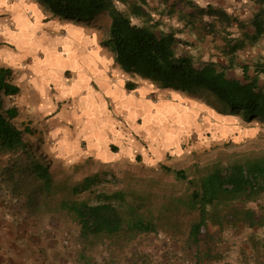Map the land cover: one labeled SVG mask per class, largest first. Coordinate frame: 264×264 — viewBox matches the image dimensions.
Masks as SVG:
<instances>
[{
  "label": "crops",
  "instance_id": "0c3cea01",
  "mask_svg": "<svg viewBox=\"0 0 264 264\" xmlns=\"http://www.w3.org/2000/svg\"><path fill=\"white\" fill-rule=\"evenodd\" d=\"M112 2L133 24L157 36L172 33L176 52L191 56L196 67L212 62L241 82L257 76L264 88V76L254 71L264 61V34L254 26L258 14H264V0ZM109 24L108 12L85 21L53 17L38 0H24L0 15V68L13 71L11 82L19 88L17 95L3 98L2 110L16 108L10 122L20 130L32 129L22 133L24 141L53 168L85 161L114 166L126 157L157 164L173 150L168 146L156 152L159 141L143 126V106L149 102L153 115V106L178 92L125 74L105 43ZM128 80L134 89L125 88ZM193 106L185 103L171 114L183 118L194 111L204 120L238 125L230 114L198 102ZM157 127L149 125L151 134ZM232 130L237 129L223 135ZM191 131L199 134L191 127L186 135ZM0 198V264H264L262 227L238 224L220 231L208 225L195 238L188 232L158 231L131 246L130 252L141 254L132 260L131 254L109 255L105 245L89 246L70 220L33 214L24 200L9 198L6 190L0 189ZM63 230L79 243L78 249L61 245Z\"/></svg>",
  "mask_w": 264,
  "mask_h": 264
},
{
  "label": "trees",
  "instance_id": "16d2710c",
  "mask_svg": "<svg viewBox=\"0 0 264 264\" xmlns=\"http://www.w3.org/2000/svg\"><path fill=\"white\" fill-rule=\"evenodd\" d=\"M38 1L53 17L77 21L108 12L105 43L111 44L114 62L125 74L151 81L161 89L203 90L223 103L227 113L241 112L245 121L264 119V88L258 85L257 76L241 82L212 62L196 67L191 56L176 52L172 33L157 36L149 28L133 24L112 0ZM258 17L256 32L264 34V14L260 12ZM254 71L264 76V61L257 63ZM12 76L11 69L0 68V188L9 198L24 200L23 206L33 214L70 220L89 246L105 245L109 255L131 254L132 260L141 254L130 252L131 246L158 231L188 232L189 238H195L208 225L220 231L238 224L264 228V151L226 164L215 161L196 177L160 164L164 173L186 182L187 191L161 194L156 209L142 188L137 189L139 193L99 188L103 179L98 172L71 183L67 177L55 181L49 165L23 139V132L31 133L29 127L20 130L10 122L17 115L16 108L2 110L3 98L19 93ZM134 87L130 80L125 82L127 90ZM83 194L87 197L76 198Z\"/></svg>",
  "mask_w": 264,
  "mask_h": 264
},
{
  "label": "rangeland",
  "instance_id": "374dc122",
  "mask_svg": "<svg viewBox=\"0 0 264 264\" xmlns=\"http://www.w3.org/2000/svg\"><path fill=\"white\" fill-rule=\"evenodd\" d=\"M100 23L102 24H100L101 27H104L106 19L101 20ZM109 47H111V44L108 45ZM227 75L231 77L233 74L230 72ZM260 84L264 87V80L262 78ZM176 92L179 95H169L167 97L168 100L153 106L152 108L156 110V113L153 115H150L149 112L151 107L149 102L143 106L146 115V124L143 123V126L150 135L159 141V145L156 143V152L159 154L160 152L158 151H161L165 147L168 148V146H172L173 148V152L171 150L170 152L168 151L167 156L162 158L161 163H149L145 165L141 159L138 160L136 158L134 160L133 158L126 157L121 164L114 166L94 161H85L83 164L68 168H61L59 166L53 168V166L49 165L53 179L59 181L67 177L66 179L71 183L80 180L86 174L98 172L103 179V183L100 184L99 188L104 190L119 189L129 193H139L137 189L142 188V190L150 194L148 200L150 205L156 209L162 201L160 198L161 194H183L187 191L186 182L175 180L172 174L164 173L160 168V164H164L171 169H184L188 173V176L196 177L207 165L215 161L219 160L222 164H226L227 161L235 160L239 156L257 155L261 151H264V119L262 117L245 121L241 112L227 113L229 111L223 103L217 102L203 90L189 92L176 90ZM196 102L206 105L217 113L232 115V117L229 116L233 119L231 122H236L238 125L230 128L229 125L222 124L221 120L219 122L218 118L212 121L210 119L204 120L203 118L206 116L203 114H198L197 117L194 111H192ZM185 103L194 105L189 110L192 112L185 113V117L183 118H179L176 113L171 114L172 109L180 108ZM133 113L135 114V112ZM198 119L200 122H197ZM141 120L143 121L145 118L142 117ZM149 125L158 126L152 134ZM191 127L198 129L199 136L195 132L192 133L193 130L186 135ZM235 128L237 130H232L231 134L223 135L229 132L230 129ZM235 131L237 133H233ZM202 132L204 134H201ZM140 141L142 142L141 139ZM142 143L144 144V142ZM147 144L149 143L147 142ZM31 145L35 148L33 144ZM176 146L179 153H175L174 151ZM36 155L38 154L36 153ZM38 156L41 158L40 155ZM197 170L200 171L197 172ZM104 172H106V175ZM85 197H87L86 194L76 196L77 199Z\"/></svg>",
  "mask_w": 264,
  "mask_h": 264
},
{
  "label": "clouds",
  "instance_id": "9594fccd",
  "mask_svg": "<svg viewBox=\"0 0 264 264\" xmlns=\"http://www.w3.org/2000/svg\"><path fill=\"white\" fill-rule=\"evenodd\" d=\"M23 3H24V0H17V3H10V0H0V15H3L5 11H12L13 9H15L18 6V4L22 5ZM5 30H7V29L5 28ZM66 231H68V230H66ZM61 235H62V233H61ZM71 238H72V236H71ZM72 241L77 242L73 239H72ZM66 249H68V248H66ZM71 250H73V249H71Z\"/></svg>",
  "mask_w": 264,
  "mask_h": 264
},
{
  "label": "built area",
  "instance_id": "2783aa9c",
  "mask_svg": "<svg viewBox=\"0 0 264 264\" xmlns=\"http://www.w3.org/2000/svg\"><path fill=\"white\" fill-rule=\"evenodd\" d=\"M61 244L68 249H77L79 247L78 242H73L69 231L64 230L61 235Z\"/></svg>",
  "mask_w": 264,
  "mask_h": 264
}]
</instances>
